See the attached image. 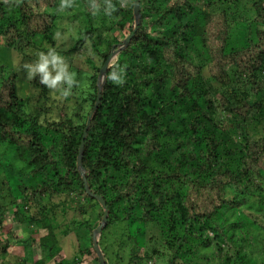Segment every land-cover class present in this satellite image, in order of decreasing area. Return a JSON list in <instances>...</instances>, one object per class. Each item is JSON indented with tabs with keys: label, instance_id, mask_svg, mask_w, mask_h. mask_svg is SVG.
I'll use <instances>...</instances> for the list:
<instances>
[{
	"label": "trees",
	"instance_id": "trees-1",
	"mask_svg": "<svg viewBox=\"0 0 264 264\" xmlns=\"http://www.w3.org/2000/svg\"><path fill=\"white\" fill-rule=\"evenodd\" d=\"M75 1L88 27L68 52L89 41L94 56L85 105L74 117L45 119L42 131L36 116L23 113L15 67L0 63V142L13 146L14 158L29 167L26 175L38 180L16 184L20 207L18 195L5 202L10 181L0 180V228L11 229L3 226L10 205L15 226L33 225L39 236L40 260L32 262L26 252L19 264H81L85 256L101 264L92 232L104 209L90 194L107 208L96 239L104 264H113L107 232L119 223L128 230L135 226L129 239L147 249L130 252L125 264H264V234L255 239L251 232L263 224L243 211L252 198L264 205V125L258 131L264 115V0L252 1L237 48L231 47V31L234 25L244 29V20L213 10L218 0H139L137 30L120 50L136 25L134 0L116 4L111 15L97 4L103 0ZM60 3L0 0L1 45L28 62L46 54L55 47ZM93 5L100 15L96 25ZM116 50L94 110L99 71ZM197 50L201 65L192 54ZM117 66L124 71L121 84L108 78ZM28 84L43 94L49 90L38 74ZM89 116L81 166L90 194L77 165ZM72 208L76 216L59 231L63 237L75 233L78 252L57 260L63 252L53 222L59 214L68 218ZM224 212L234 217L231 223ZM12 246L0 238V257Z\"/></svg>",
	"mask_w": 264,
	"mask_h": 264
},
{
	"label": "rangeland",
	"instance_id": "rangeland-1",
	"mask_svg": "<svg viewBox=\"0 0 264 264\" xmlns=\"http://www.w3.org/2000/svg\"><path fill=\"white\" fill-rule=\"evenodd\" d=\"M98 0H94L97 2ZM254 0H218L217 7L213 10H225L230 18L236 20H244L243 24L244 29H239V25H234L231 31L230 39H232L231 47L237 48L240 43L242 31L245 30L249 26V20L252 18L253 10L251 3ZM110 2L114 8L116 4L122 5L127 4L128 0H103L97 2L99 7H103L105 9L106 4ZM83 8L80 5L79 1H75L71 4L69 9H62L61 17L56 25L55 30V51L64 57L65 62L68 64L69 72L73 73L75 76L76 84L71 89V93L67 97L61 96L60 89H49L46 94H43L41 91L38 92L36 89L33 90L30 86H28V76L27 69L25 65L33 64L38 59L32 58L29 62L22 60L21 56L15 53L12 50L4 48L0 43V63H5L8 67H15V72L18 73V81H17V89L19 97L25 101L26 105L23 110V113L31 114L37 117L39 124L42 126V131H44V120L50 119L55 120L57 117H74V115L78 112L79 105H85L82 102V98L84 95L85 89H87V85L89 82V78L91 76L92 67L90 63V58L94 56L93 49L90 45L89 41H86L84 45H81L82 48H79L77 51H73L72 53L68 52L69 49H72L76 45V41L80 39V32L84 31L88 27V23L86 18L83 15ZM94 14V24L96 25V21H100V15L98 11H91ZM107 24V23H106ZM106 33V31H103ZM57 33L60 35L57 36ZM109 33V32H107ZM50 47H48L49 49ZM193 57L201 64H203V54L201 51L192 52ZM116 58L112 60L114 62ZM203 75L206 77V73L203 71ZM230 92L236 95L238 90L236 87H230ZM26 97L28 99H26ZM264 125V115L259 118V130ZM16 149L8 145L7 143L0 142V180L8 179L10 181V192H5L3 195L5 197V202L7 203L9 200H14V197H17L18 190L16 184L26 183L27 185H33L38 182L37 179H33L26 175L28 174L29 167L25 165L24 162H20L19 160L14 158ZM18 173V174H17ZM264 188V184L262 185ZM254 194L260 196V192L256 191ZM63 197H57V199H62ZM255 198H252L249 205H246L244 210L246 214L252 215V218L256 219L258 224H263V229H252L251 232L255 234V239L258 236H263L264 234V216L261 218L258 214L264 215V205L253 203ZM58 201V200H57ZM17 205H20V199L18 195ZM3 204V203H1ZM76 206V205H74ZM12 206H8V211L6 210V214L4 216L3 226L10 225L11 229L7 227L0 228V238L1 239H10L13 246L8 249V252L5 256L0 257V264H15L19 260L21 261L22 257L25 258L27 255L26 252H31L27 255V258L32 260V262H36L41 258V249L38 246V235H33L32 230H34V226H30L23 222V224H19L15 226L17 223L14 220H18L13 216L11 212ZM14 207V206H13ZM20 207V206H19ZM59 213V212H58ZM226 222L231 223L234 219L232 215L227 212L223 213ZM76 214L70 209L68 211V218L57 215L54 219L55 225L58 226V229H55L57 234L59 245L62 249V253L57 257V260H60L64 257L65 260H71L75 254L78 252V242L76 240L75 233L69 234L67 237H63L60 234V229L64 227L65 219H73ZM13 222H16L15 224ZM135 229V226L132 227ZM131 228V229H132ZM131 229L124 224L119 223L114 227H111L107 234V245L109 246V253L112 256L113 264H125L127 260V255L131 252H136L138 254H143L146 251V245L139 247V243L136 239H129V231ZM126 235L128 238H126ZM33 237L35 239L34 242L29 241L28 239ZM121 240L123 242L121 243ZM255 251V248H254ZM116 254L120 256H124V261L119 259V257H115ZM94 256H85L83 258L84 262L81 264H94L92 261ZM82 260V261H83ZM32 262H28V264H32ZM47 264H53V262H49Z\"/></svg>",
	"mask_w": 264,
	"mask_h": 264
},
{
	"label": "clouds",
	"instance_id": "clouds-1",
	"mask_svg": "<svg viewBox=\"0 0 264 264\" xmlns=\"http://www.w3.org/2000/svg\"><path fill=\"white\" fill-rule=\"evenodd\" d=\"M71 6V0H61L60 9ZM93 9L98 10L96 5ZM114 6L108 2L104 9L106 15H111ZM60 34L57 33V36ZM27 69L28 79H33L38 74L39 83L49 89H60L61 96L67 97L71 93V89L76 84L75 76L69 72L68 64L64 57L59 55L54 48H49L47 53H39L38 59L33 64L25 65ZM113 83L121 84L124 81L123 69L114 67L108 77Z\"/></svg>",
	"mask_w": 264,
	"mask_h": 264
},
{
	"label": "water",
	"instance_id": "water-1",
	"mask_svg": "<svg viewBox=\"0 0 264 264\" xmlns=\"http://www.w3.org/2000/svg\"><path fill=\"white\" fill-rule=\"evenodd\" d=\"M133 14H134V17H135V20H136V25H135V28H134V31L133 33H131L130 35L127 36V38L122 42L120 49H122L129 41L130 39L132 38L134 32L137 30V27H138V24H139V20H140V11H139V0H134V5H133ZM113 51L109 54V56L106 58L104 64L102 65L100 71H99V75H98V78H97V96H96V103L94 105V110L96 109L99 101H100V97H101V89H102V85L105 81V78H106V70L109 66V63L110 61L112 60L113 56L117 53V51ZM90 117H88L87 119V122H86V126H85V130H84V133H83V136H82V140H81V144H80V148H79V153H78V159H77V165H78V168L80 170V174L82 175V179H83V182H84V186H85V189L87 191L88 194H90L89 190H88V187H87V183H86V180L84 178V171H83V168L81 166V160H82V154H83V149H84V139H85V136H86V132L88 130V127H89V124H90ZM93 198H95L96 200H98V202L102 205L103 209H104V215H103V218H102V222H101V225L98 226L93 232H92V242H93V247L95 249V252L98 256V259L100 261L101 264H104L103 262V258H102V254L100 253V250L98 248V245H97V235L102 231V229L106 226V223H107V208L105 206V203L104 201L97 197V196H94L92 194H90Z\"/></svg>",
	"mask_w": 264,
	"mask_h": 264
}]
</instances>
